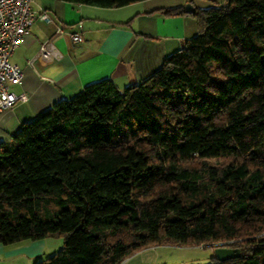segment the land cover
<instances>
[{
	"label": "trees",
	"instance_id": "trees-1",
	"mask_svg": "<svg viewBox=\"0 0 264 264\" xmlns=\"http://www.w3.org/2000/svg\"><path fill=\"white\" fill-rule=\"evenodd\" d=\"M188 13L197 33L150 75L88 83L0 142V242L63 234L33 264H121L228 241L240 256L206 264H264V0Z\"/></svg>",
	"mask_w": 264,
	"mask_h": 264
},
{
	"label": "crops",
	"instance_id": "crops-1",
	"mask_svg": "<svg viewBox=\"0 0 264 264\" xmlns=\"http://www.w3.org/2000/svg\"><path fill=\"white\" fill-rule=\"evenodd\" d=\"M148 1L154 0L100 7L33 0L32 7L45 10L53 20L37 18L11 55L23 70L21 82L11 90L28 98L0 111V142L10 141L23 122L88 83L111 78L122 89L139 82L193 36L197 25L188 11L167 15L164 8L171 6L150 7ZM74 31L81 32V41L71 38ZM49 250L45 238L0 242V264H33L49 256Z\"/></svg>",
	"mask_w": 264,
	"mask_h": 264
},
{
	"label": "built area",
	"instance_id": "built-area-1",
	"mask_svg": "<svg viewBox=\"0 0 264 264\" xmlns=\"http://www.w3.org/2000/svg\"><path fill=\"white\" fill-rule=\"evenodd\" d=\"M33 0H0V111L11 108L18 100H27L25 92L16 93L11 85L21 82L23 70L11 60L14 49L24 40L37 18L51 22L45 10L32 7ZM59 31H62L59 28ZM74 41H81L79 31L71 33Z\"/></svg>",
	"mask_w": 264,
	"mask_h": 264
},
{
	"label": "rangeland",
	"instance_id": "rangeland-1",
	"mask_svg": "<svg viewBox=\"0 0 264 264\" xmlns=\"http://www.w3.org/2000/svg\"><path fill=\"white\" fill-rule=\"evenodd\" d=\"M226 1L227 0H154L148 1V5L150 7H156L157 5H169L175 7L181 5L186 10L188 4H190L195 8L197 7L199 12H202V9L208 8L212 5L222 4ZM123 10L124 11L121 12H125L127 9ZM189 16H192V18L196 20L195 25H197V30L193 32L196 34L198 31L200 15L189 13ZM64 239L65 237L63 234H50L45 237L48 249H50L48 253H54L63 247ZM230 243L232 242L222 241L190 245L165 242L162 244L147 246L135 251L127 257L122 264H206L210 261L212 255L215 254V247L221 245L230 246Z\"/></svg>",
	"mask_w": 264,
	"mask_h": 264
},
{
	"label": "water",
	"instance_id": "water-1",
	"mask_svg": "<svg viewBox=\"0 0 264 264\" xmlns=\"http://www.w3.org/2000/svg\"><path fill=\"white\" fill-rule=\"evenodd\" d=\"M194 9L195 7L190 4H188V7L186 8L187 11L194 10ZM240 254H241V251L239 247L226 246V245L215 247V255L220 260L238 257L240 256Z\"/></svg>",
	"mask_w": 264,
	"mask_h": 264
}]
</instances>
